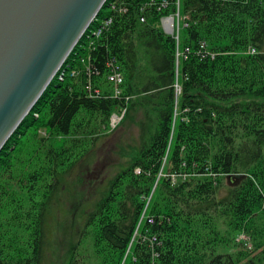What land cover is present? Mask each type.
<instances>
[{"label": "trees", "instance_id": "obj_1", "mask_svg": "<svg viewBox=\"0 0 264 264\" xmlns=\"http://www.w3.org/2000/svg\"><path fill=\"white\" fill-rule=\"evenodd\" d=\"M177 10L179 38L160 27ZM140 105L138 149L85 214L100 264H264V0H106L0 150V264H42L61 174Z\"/></svg>", "mask_w": 264, "mask_h": 264}, {"label": "water", "instance_id": "obj_2", "mask_svg": "<svg viewBox=\"0 0 264 264\" xmlns=\"http://www.w3.org/2000/svg\"><path fill=\"white\" fill-rule=\"evenodd\" d=\"M106 0H0V150ZM173 17L165 18L170 34Z\"/></svg>", "mask_w": 264, "mask_h": 264}, {"label": "rangeland", "instance_id": "obj_3", "mask_svg": "<svg viewBox=\"0 0 264 264\" xmlns=\"http://www.w3.org/2000/svg\"><path fill=\"white\" fill-rule=\"evenodd\" d=\"M172 17H174L172 33L179 38L184 26L183 16L177 10ZM165 18L160 21V27L164 32H166L163 27ZM139 59L141 62L145 59L141 51H139ZM135 99L138 98L134 97L132 100ZM145 109L143 105L129 112L125 109H116L109 126L102 131L94 144L80 147L78 160L61 174L58 195L45 220L47 243L42 264H70L71 261H73L71 264H100L90 230L85 237H81L85 214L107 182L127 164L135 154V149H138L139 122L143 119ZM40 122L41 119H38L37 123L26 129L16 147V150L21 149L13 154L18 170L20 164L30 157L29 152L33 147L28 143L34 137L46 134ZM14 174L18 175L19 172ZM16 180L17 177L14 178L13 185L17 189L14 184ZM236 237V243L243 247V237L240 235ZM236 248L229 250L235 251ZM226 250V248L221 249L222 252Z\"/></svg>", "mask_w": 264, "mask_h": 264}, {"label": "built area", "instance_id": "obj_4", "mask_svg": "<svg viewBox=\"0 0 264 264\" xmlns=\"http://www.w3.org/2000/svg\"><path fill=\"white\" fill-rule=\"evenodd\" d=\"M141 20H143V19L141 18ZM164 22H165V20H164ZM96 33H99V29H97ZM253 51H254V49H251V52H253ZM75 70L74 69L71 70L70 73H69V75L72 76L73 74H75ZM61 75H62V73H61ZM108 79L110 81H112L114 83L115 87L117 88V86L122 82L121 72L119 70L115 69L113 71V73L108 76ZM112 116H113V114L110 117V122H111ZM110 122H109V124H110Z\"/></svg>", "mask_w": 264, "mask_h": 264}, {"label": "bare ground", "instance_id": "obj_5", "mask_svg": "<svg viewBox=\"0 0 264 264\" xmlns=\"http://www.w3.org/2000/svg\"><path fill=\"white\" fill-rule=\"evenodd\" d=\"M169 28H171V31H172V23L169 24Z\"/></svg>", "mask_w": 264, "mask_h": 264}]
</instances>
